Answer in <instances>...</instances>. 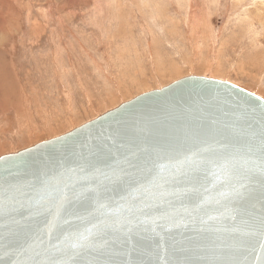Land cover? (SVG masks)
I'll use <instances>...</instances> for the list:
<instances>
[{"label": "water", "instance_id": "obj_1", "mask_svg": "<svg viewBox=\"0 0 264 264\" xmlns=\"http://www.w3.org/2000/svg\"><path fill=\"white\" fill-rule=\"evenodd\" d=\"M0 264H264V98L188 74L1 154Z\"/></svg>", "mask_w": 264, "mask_h": 264}, {"label": "rangeland", "instance_id": "obj_2", "mask_svg": "<svg viewBox=\"0 0 264 264\" xmlns=\"http://www.w3.org/2000/svg\"><path fill=\"white\" fill-rule=\"evenodd\" d=\"M188 74L264 98V0H0V155Z\"/></svg>", "mask_w": 264, "mask_h": 264}, {"label": "bare ground", "instance_id": "obj_3", "mask_svg": "<svg viewBox=\"0 0 264 264\" xmlns=\"http://www.w3.org/2000/svg\"><path fill=\"white\" fill-rule=\"evenodd\" d=\"M8 93V92H7Z\"/></svg>", "mask_w": 264, "mask_h": 264}]
</instances>
